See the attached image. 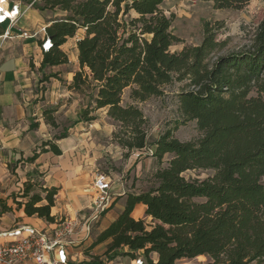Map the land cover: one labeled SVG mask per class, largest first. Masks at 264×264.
<instances>
[{
    "label": "trees",
    "instance_id": "1",
    "mask_svg": "<svg viewBox=\"0 0 264 264\" xmlns=\"http://www.w3.org/2000/svg\"><path fill=\"white\" fill-rule=\"evenodd\" d=\"M165 1L35 3L40 12L65 14L49 21L46 35L52 48L43 54L40 71L68 65L62 46L83 30L77 42L79 70L69 89L88 95L78 120L43 142L40 154L60 156L56 143L69 137L70 128L95 123V115L104 109L116 126L113 140L126 157L148 148L158 164L166 155L172 157L154 173L148 191L127 195L124 211L97 236L92 249L107 243L105 256L111 261L120 256L137 260L142 252L145 264H177L199 256L212 264H264V20L242 50L219 55L228 43L218 39L224 23L206 21L199 45L172 52L182 40L172 30L174 15L162 9ZM207 1L217 10L239 11L252 0ZM54 77L44 76L42 82ZM175 83L182 85L175 94L177 116L150 145V121L139 105L164 97L165 88ZM55 114L49 109L43 118L58 130ZM191 122L199 139H177L179 128ZM36 128L38 124L31 127ZM38 157L35 153L26 162ZM188 172L211 174L187 178ZM23 187L24 201L15 200L18 209L27 217L55 223L52 208L58 190L32 180ZM139 204L146 207L150 223L132 216ZM3 209L10 211L5 205ZM92 264L101 262L94 258Z\"/></svg>",
    "mask_w": 264,
    "mask_h": 264
},
{
    "label": "crops",
    "instance_id": "2",
    "mask_svg": "<svg viewBox=\"0 0 264 264\" xmlns=\"http://www.w3.org/2000/svg\"><path fill=\"white\" fill-rule=\"evenodd\" d=\"M51 13L54 14L53 19L65 15L60 11ZM46 14L47 12L29 9L16 27L10 29L8 24L0 26V38L9 31L7 39H0V205L3 203V206L10 208L8 212L0 210V233L8 232L19 225L47 228L53 224L35 217H27L23 209H16L13 196L17 195L16 191L23 189L28 180L58 190L55 206L52 208V216L56 221L64 218L76 220L82 213L89 216L97 196L94 187L98 175L96 158L91 156L87 140L92 131H100L98 124H77L81 127L69 132L68 138L56 143L62 152L60 156L53 152L40 154L43 142L53 139V129L46 124L43 112L52 109L51 105L59 96V93L56 94L57 97L54 95L55 85L52 87V93L45 92L46 100H42L43 93L38 90L47 83L40 84L39 79L43 73L40 71L43 60L41 40L45 37L42 29L51 24L45 23V18L50 19ZM23 33H28V37H23ZM83 36L84 31L80 30L62 46L68 57V49H73L77 62V42ZM65 66L67 65L48 69L61 71ZM72 81L73 78L69 80L68 86ZM71 91L69 89L68 94L74 92ZM100 111L106 115V110ZM106 118L108 119L107 115ZM33 124H38V128L32 130ZM83 124L90 125L91 131L85 130ZM114 131L111 130L110 134ZM35 153H38L39 157L32 163L26 162ZM9 166H12L13 170ZM128 187L127 182H114L110 186L114 201L97 223H100L98 235L124 211L127 195L133 191L128 190ZM16 200L24 201L19 198ZM145 210L146 207L139 204L132 216L136 220L142 219L150 223L151 218L145 216ZM139 257L143 259L142 252H139ZM151 257L157 260L156 254ZM111 264H114V261ZM119 264H135V260L124 258Z\"/></svg>",
    "mask_w": 264,
    "mask_h": 264
},
{
    "label": "rangeland",
    "instance_id": "3",
    "mask_svg": "<svg viewBox=\"0 0 264 264\" xmlns=\"http://www.w3.org/2000/svg\"><path fill=\"white\" fill-rule=\"evenodd\" d=\"M22 1L26 4L30 0ZM32 9L36 10L35 7ZM162 9L167 16L174 15L172 30L182 40V43L172 47V52L181 51L185 46L199 45L203 39V24L206 21L224 23V28L220 31L218 39H227L228 43L218 53L219 55L242 50L249 45L250 38L258 25L264 20L263 0H252L244 9L239 11L214 9L212 2L207 0H166L162 5ZM53 15L48 11L46 17L50 19L45 18V23L53 20ZM130 16L137 17L135 12H131ZM68 54L70 63L63 67L61 71H53L47 68L39 77L41 84L43 83L42 79L44 76L57 75V77L51 78L46 84L38 88L39 92L43 93L42 100H46L45 92L49 91V93H52L53 85H55L54 91L56 92L54 95L57 97L56 94L59 93V96L54 101L55 103L51 106L52 109L56 110L55 117L60 124V128L58 130L53 129L52 138L54 135L61 134L64 128H69L76 122L81 111L88 104V95L86 93L71 91L72 94H68V82L73 78V74L79 70L78 62L74 58L73 49L69 48ZM181 86L178 83L168 86L165 88L164 97L153 98L139 105L144 115L150 121L148 135L150 145H153L165 126L175 120L177 116L175 94L179 92ZM129 102V92H126L124 104H128ZM95 116L97 120L94 124H98L101 129L99 132L92 131L87 141L91 150V156L96 158L95 164L98 173L108 177L107 181L110 183V186L114 182H127L129 186L128 190H133L132 193L138 194L148 191L152 187L154 173L159 168H164L167 165L170 156L166 155L163 163L158 164L157 160L151 156L152 148H148V151H135L126 157V151L113 140V134H110L111 130L114 129L116 131V126L106 118L103 111L98 112ZM80 127V125H75L70 128L69 132ZM83 127L85 130L91 131L90 125L83 124ZM175 137L182 142H189L199 139L200 133L196 123L191 122L184 127H180L175 133ZM210 174L211 172H188L185 176L187 178L199 177L204 179ZM22 191L23 189L16 191L17 195L13 196L15 205V197L21 199ZM16 202L22 201L16 200ZM16 209H18L17 205ZM0 210L5 212L3 203L0 205ZM83 217L85 215L82 213L79 219ZM253 226L256 227L255 224ZM99 227L100 223L96 224L90 233H87L84 229L79 230V238L73 248V264H92L94 258H98L101 264H111V259L105 256L106 245H100L92 249V245L96 241L99 232ZM124 258L120 256L114 259V264L121 263ZM179 262L177 264H212V261L204 256Z\"/></svg>",
    "mask_w": 264,
    "mask_h": 264
},
{
    "label": "built area",
    "instance_id": "4",
    "mask_svg": "<svg viewBox=\"0 0 264 264\" xmlns=\"http://www.w3.org/2000/svg\"><path fill=\"white\" fill-rule=\"evenodd\" d=\"M39 0L23 3L22 0H0V26L16 27L26 12ZM45 37L41 40V51L46 53L52 48V41L42 29ZM28 37V33H23ZM9 37V31L0 39ZM108 177L98 173L94 187L97 198L94 200L91 214L81 219H60L47 228L19 225L8 232L0 233V264H73V248L79 236V230L90 233L99 222L101 215L112 205ZM135 264H145L140 257Z\"/></svg>",
    "mask_w": 264,
    "mask_h": 264
},
{
    "label": "bare ground",
    "instance_id": "5",
    "mask_svg": "<svg viewBox=\"0 0 264 264\" xmlns=\"http://www.w3.org/2000/svg\"><path fill=\"white\" fill-rule=\"evenodd\" d=\"M200 257H202V256H199L198 258H200Z\"/></svg>",
    "mask_w": 264,
    "mask_h": 264
}]
</instances>
